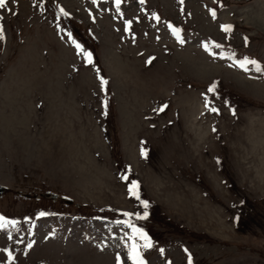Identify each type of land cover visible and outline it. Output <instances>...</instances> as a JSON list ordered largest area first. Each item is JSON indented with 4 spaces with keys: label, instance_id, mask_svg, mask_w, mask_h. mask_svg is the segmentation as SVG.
<instances>
[{
    "label": "rangeland",
    "instance_id": "374dc122",
    "mask_svg": "<svg viewBox=\"0 0 264 264\" xmlns=\"http://www.w3.org/2000/svg\"><path fill=\"white\" fill-rule=\"evenodd\" d=\"M23 1L0 10V264H132L133 243L264 264V72L228 58L264 66V0Z\"/></svg>",
    "mask_w": 264,
    "mask_h": 264
},
{
    "label": "snow or ice",
    "instance_id": "6c2138e0",
    "mask_svg": "<svg viewBox=\"0 0 264 264\" xmlns=\"http://www.w3.org/2000/svg\"><path fill=\"white\" fill-rule=\"evenodd\" d=\"M94 2H95V0H94ZM140 2L143 3L144 0H140ZM181 2H183V0H181ZM115 3L117 5V9L119 10V5L121 4V0H115ZM8 7H9V0H0V10L7 9ZM61 11L63 12V10H61ZM63 14L65 16L67 15L66 12L63 13ZM211 15L213 16V18H215L216 13H215L214 10L211 12ZM2 19H3V17L0 16V20H2ZM169 27H171V25ZM222 30L224 32H226V33H231V31L233 29H232L231 25H225V26H222ZM173 31H174V33H177L179 30L178 29H173ZM3 39H4V28H3V25H0V40H3ZM247 43H248V40H247V37H245V45L246 46H247ZM73 44H75L76 48L78 49V54H81V55H83L85 57L87 64L93 65V67H95L94 61H93V58H92V53L87 52L86 50L81 48V46L79 44H76L75 41H73ZM215 47L216 48H222L223 45L216 44ZM205 50L206 51L208 50L207 46H205ZM228 58L229 59H233V65L232 66L238 67V68H240L241 70H243L245 72L250 70V66H251V68H254L256 72H264V66H262L261 63L259 61L255 60V59H252V58H249V57H244L243 59H235L234 55L230 56ZM96 71H97L98 78L100 79L101 89L105 90L106 85L108 84V81L106 79H104L102 76H100V74H99L100 70L99 69H96ZM214 88H215V85L211 86L208 89V91L209 92H213ZM106 106L107 105L105 103V107ZM205 106L209 109V111L215 112V113L218 114V109H216L214 107H210V101L207 98H205ZM163 107H167V105H164ZM162 110H163V108L159 109V111H162ZM233 115H235L234 111H233ZM213 131H215V128L213 129ZM141 155L142 156H146V152L143 149L141 151ZM121 179H127V177H121ZM138 189H139V185L135 181L131 182V184H130V186L128 188L129 193L131 195H134L137 200L140 199ZM144 207H145V209H147V207H148V204L146 202L144 203ZM41 215H43V213ZM124 215H130V214L125 213ZM144 215L147 216V212H145ZM5 223H10V224H12L14 226L16 222L15 221H7L6 222L5 218L0 216V229H2L5 226ZM127 226L132 228L133 232L138 233L139 237L141 239L145 240V244L143 245V247H145V248L151 247V243L148 241V238H147L146 234L140 232L139 229H136L131 224H128ZM132 239H135V238H132ZM29 247H31V244L29 245ZM8 257H9V260H11V253H8ZM128 259L132 261V264H145V261L143 260V258L141 256V253L138 250L137 245L135 243H133L132 246L128 250ZM117 261H118V264H122L121 259H120L119 256H117ZM189 264H192L191 257H189Z\"/></svg>",
    "mask_w": 264,
    "mask_h": 264
},
{
    "label": "bare ground",
    "instance_id": "6f19581e",
    "mask_svg": "<svg viewBox=\"0 0 264 264\" xmlns=\"http://www.w3.org/2000/svg\"><path fill=\"white\" fill-rule=\"evenodd\" d=\"M22 1V2H21ZM21 4L24 2L23 0H20Z\"/></svg>",
    "mask_w": 264,
    "mask_h": 264
},
{
    "label": "water",
    "instance_id": "95a60500",
    "mask_svg": "<svg viewBox=\"0 0 264 264\" xmlns=\"http://www.w3.org/2000/svg\"><path fill=\"white\" fill-rule=\"evenodd\" d=\"M2 191V189L0 188V192Z\"/></svg>",
    "mask_w": 264,
    "mask_h": 264
}]
</instances>
